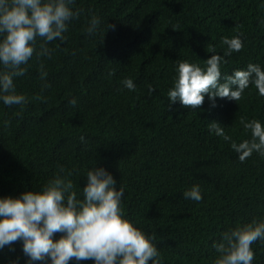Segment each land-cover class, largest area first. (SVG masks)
Listing matches in <instances>:
<instances>
[{"label":"trees","instance_id":"trees-1","mask_svg":"<svg viewBox=\"0 0 264 264\" xmlns=\"http://www.w3.org/2000/svg\"><path fill=\"white\" fill-rule=\"evenodd\" d=\"M73 9L82 11L65 41L49 42L51 57L34 55L14 78L27 102H0V197L38 190L60 165L82 189L87 169L104 167L123 188L124 214L154 236L161 264H211L221 232L264 216V157L240 162L209 125L247 138L238 117L264 124V96L250 85L238 102L215 97L213 106L205 93L193 108L167 90L176 60L202 65L213 48L222 55V36L239 33L243 47L221 65V82L249 61L264 66V0H76ZM93 14L114 28L88 35ZM125 77L135 90L123 87ZM192 184L200 201L183 196ZM251 247L252 264H264V243ZM13 260L26 264L20 240L0 249V264Z\"/></svg>","mask_w":264,"mask_h":264},{"label":"clouds","instance_id":"clouds-1","mask_svg":"<svg viewBox=\"0 0 264 264\" xmlns=\"http://www.w3.org/2000/svg\"><path fill=\"white\" fill-rule=\"evenodd\" d=\"M76 0H0V102L6 106L23 105L26 96L18 92L14 78L27 71L29 60L35 55L51 57L49 42L65 41V32L71 20L79 17L81 9H73ZM102 20L93 14L84 31L92 36L104 31ZM226 45L223 54L214 48L203 64L178 59L167 97L193 108L202 104L204 94L215 106V97L238 102L250 85L257 95L264 96V66L249 61L244 67L233 68L221 82V65L227 57L243 47L241 35L222 36ZM41 69L43 65H40ZM41 78L47 73L41 71ZM112 75V72H109ZM120 83L132 91L136 85L131 77ZM148 91H154L148 85ZM75 106L73 97L67 101ZM244 133H250L239 142L213 121L209 130L230 142L237 159L244 162L253 152L264 157V124L258 118L238 117ZM83 139V137L81 138ZM63 165L38 190L21 193L18 197H0V249L22 241L26 264H68L93 260L94 264H161L154 236L147 234L122 210L123 188L116 186L112 173L104 167H89L84 174L86 183L79 189ZM185 199L200 201L198 184L183 191ZM55 233H62L53 239ZM264 243V216L238 222L221 232L211 242V264H252L254 250L251 245ZM10 264H19L13 260Z\"/></svg>","mask_w":264,"mask_h":264}]
</instances>
